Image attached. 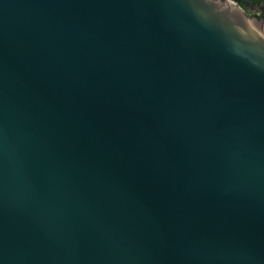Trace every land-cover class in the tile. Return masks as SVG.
Masks as SVG:
<instances>
[{"label": "water", "instance_id": "95a60500", "mask_svg": "<svg viewBox=\"0 0 264 264\" xmlns=\"http://www.w3.org/2000/svg\"><path fill=\"white\" fill-rule=\"evenodd\" d=\"M0 264H264V18L0 0Z\"/></svg>", "mask_w": 264, "mask_h": 264}, {"label": "rangeland", "instance_id": "374dc122", "mask_svg": "<svg viewBox=\"0 0 264 264\" xmlns=\"http://www.w3.org/2000/svg\"><path fill=\"white\" fill-rule=\"evenodd\" d=\"M244 3L246 5V7H242L246 13L250 16V17H254V16H258L262 13V9L264 8V2L262 3H254L251 0H244Z\"/></svg>", "mask_w": 264, "mask_h": 264}, {"label": "trees", "instance_id": "16d2710c", "mask_svg": "<svg viewBox=\"0 0 264 264\" xmlns=\"http://www.w3.org/2000/svg\"><path fill=\"white\" fill-rule=\"evenodd\" d=\"M233 1H235V2H237L241 7H246V5H245V3H244V0H233ZM251 1H253L254 3H262V2H264V0H251ZM263 11H262V13L259 15V17L260 16H262V17H264V8L262 9Z\"/></svg>", "mask_w": 264, "mask_h": 264}, {"label": "flooded vegetation", "instance_id": "af4514ba", "mask_svg": "<svg viewBox=\"0 0 264 264\" xmlns=\"http://www.w3.org/2000/svg\"><path fill=\"white\" fill-rule=\"evenodd\" d=\"M257 17H259V15H258ZM260 18H262V16H260ZM263 18H264V17H263Z\"/></svg>", "mask_w": 264, "mask_h": 264}]
</instances>
